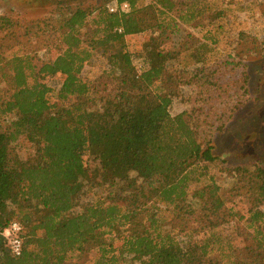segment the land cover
<instances>
[{
    "label": "trees",
    "instance_id": "16d2710c",
    "mask_svg": "<svg viewBox=\"0 0 264 264\" xmlns=\"http://www.w3.org/2000/svg\"><path fill=\"white\" fill-rule=\"evenodd\" d=\"M199 1L33 0L52 9L32 29L58 53L36 65L19 47L0 51V264H79L91 253L92 264H264V164L229 167L227 191L215 181L199 186L198 170L227 164L197 121L198 114L211 121L212 107L170 111L191 83L208 105L231 98L238 111L250 96L246 60L207 65L187 42L183 30L195 25L206 46L212 22L223 17ZM115 2L128 11L111 13ZM13 26L0 17V35L18 41ZM142 34L150 37L145 48L133 43ZM95 53L107 60L111 82L85 77ZM188 53L193 68L180 60ZM58 76L55 90L49 80ZM217 113L210 123L219 133L226 115ZM22 141L38 153L22 159ZM89 157L99 167L86 185ZM87 188L104 194L85 202ZM15 221L23 227L18 257L3 235Z\"/></svg>",
    "mask_w": 264,
    "mask_h": 264
},
{
    "label": "rangeland",
    "instance_id": "374dc122",
    "mask_svg": "<svg viewBox=\"0 0 264 264\" xmlns=\"http://www.w3.org/2000/svg\"><path fill=\"white\" fill-rule=\"evenodd\" d=\"M151 0H146L150 2ZM33 0H0V17L4 16L11 19L14 23L12 33L9 36L16 35L18 38L9 40L8 31L2 32L0 35V51L6 54L12 49L21 48L31 54L34 63L37 65L43 62L51 61L58 53L57 46L45 47L40 44V37H37L38 29H32L42 25V21L50 16L52 9L44 8L42 5L32 4ZM200 6H208L219 11L223 17L212 22L208 36L212 38L207 40L206 46H200L201 37L204 33L197 30L195 25L188 26L183 30L187 42L195 49L197 46V55L201 60H205V64L211 65L227 56H236L238 59L248 62L249 74L252 76V82L249 92L250 96L247 103L237 111L234 108L235 100L228 98L224 104L211 102V105L204 101V94L197 90L191 84L181 89L180 96L174 100L171 106V114L179 115L186 111H193L202 106L204 110L211 108L213 112L211 121L205 120L206 116L198 114L201 136L203 141H212L214 153L222 160L227 161L224 165L221 162L216 164H206V175L201 174L198 170L195 174L196 178H201L199 186L215 181L223 191L231 188L234 179L232 178L229 167H238L245 164H253L261 162L264 164V0H200ZM165 16H163L164 18ZM35 31V32H34ZM249 34L250 39L240 40L239 33ZM182 35V34H181ZM5 37L6 39H4ZM175 37V36H174ZM149 36L142 34L133 39V43L142 44L143 48L147 46ZM171 40V37L170 39ZM215 40V42H214ZM28 42V45L25 46ZM39 42V43H38ZM168 48L175 49L177 46L167 43ZM145 52V49L142 50ZM184 58V59H183ZM180 59L183 66L193 68L191 66L194 59H191V53L187 56L183 55ZM146 58L141 54L134 58V65L141 70L144 67ZM109 70L107 60L100 54L95 53L93 60L86 65L84 75L92 81L111 82L106 77ZM241 74V68L238 70ZM63 79L58 76L49 80V85L58 90ZM210 84H215L210 82ZM5 87V83H1L0 89ZM104 88V87H103ZM212 97L216 96V92H211ZM209 107V108H208ZM226 115L225 129L221 132H214L212 125L216 124V113ZM217 113V114H218ZM17 154L22 159H27L38 153L39 147L35 150L27 141L20 142L17 146ZM90 167L87 178L84 180L86 185H90L91 180L95 176L99 163L93 158H88ZM87 194L83 197V201H91L104 194L101 189L87 188ZM185 233H178L181 242L186 239ZM196 233L195 235H197ZM233 238H237L233 236ZM243 241L241 238L237 239ZM96 258L95 253H91L85 261L86 264H92ZM84 259L79 264L85 263Z\"/></svg>",
    "mask_w": 264,
    "mask_h": 264
},
{
    "label": "built area",
    "instance_id": "2783aa9c",
    "mask_svg": "<svg viewBox=\"0 0 264 264\" xmlns=\"http://www.w3.org/2000/svg\"><path fill=\"white\" fill-rule=\"evenodd\" d=\"M129 9L127 3L115 2L110 6L111 13L126 12ZM23 227L19 222H12L4 230V237L7 239L11 252L15 256H20L22 254L23 248V238H22Z\"/></svg>",
    "mask_w": 264,
    "mask_h": 264
}]
</instances>
